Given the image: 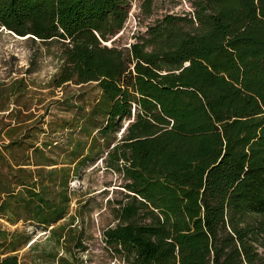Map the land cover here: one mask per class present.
<instances>
[{
	"label": "trees",
	"instance_id": "16d2710c",
	"mask_svg": "<svg viewBox=\"0 0 264 264\" xmlns=\"http://www.w3.org/2000/svg\"><path fill=\"white\" fill-rule=\"evenodd\" d=\"M188 1L121 46L133 0H0V28L57 44L48 86L99 89L49 102L67 116L0 82V264H79L70 182L102 156L125 192L101 235L124 264H264V0Z\"/></svg>",
	"mask_w": 264,
	"mask_h": 264
},
{
	"label": "rangeland",
	"instance_id": "374dc122",
	"mask_svg": "<svg viewBox=\"0 0 264 264\" xmlns=\"http://www.w3.org/2000/svg\"><path fill=\"white\" fill-rule=\"evenodd\" d=\"M141 1L133 0L124 27L114 36L115 42L121 46L128 45L138 30L143 31L146 24L164 12L190 8L188 0H152L148 12L140 7ZM59 65L56 43L45 44L39 40H32L27 35H18L6 28H0V82L24 76L30 83L33 94L32 108L35 112H43L49 102L59 100L66 93L81 92L86 101L98 95L99 89L94 81L83 85L69 83L65 87L56 88L48 86V80L58 70ZM60 106L57 101L52 102L51 112L70 116L71 113L62 110ZM6 112L7 110H0V115ZM49 116L46 115V118ZM102 157L94 164L84 166L81 174L70 182L75 195L70 212H74V208L79 206L84 216L83 220L79 217L75 221L83 228L87 244L84 250L76 251L79 255V264H124L118 255L106 247L101 235L104 226L115 222L107 198L120 197L125 192L120 185L123 182L121 174L106 167ZM80 204L83 205L80 207ZM15 225L21 226V222L8 224L11 228ZM27 228L33 231L31 226ZM33 234L34 238L42 241L46 235L39 229L34 230ZM26 247L18 250L21 261L29 260L32 254L29 252L28 255H23ZM39 247H43V244ZM59 252H63V249L59 248Z\"/></svg>",
	"mask_w": 264,
	"mask_h": 264
},
{
	"label": "water",
	"instance_id": "95a60500",
	"mask_svg": "<svg viewBox=\"0 0 264 264\" xmlns=\"http://www.w3.org/2000/svg\"><path fill=\"white\" fill-rule=\"evenodd\" d=\"M36 38V37H35Z\"/></svg>",
	"mask_w": 264,
	"mask_h": 264
}]
</instances>
